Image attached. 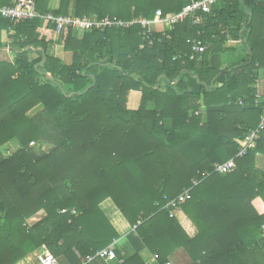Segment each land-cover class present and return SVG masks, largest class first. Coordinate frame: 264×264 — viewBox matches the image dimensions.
Listing matches in <instances>:
<instances>
[{
	"label": "trees",
	"instance_id": "obj_1",
	"mask_svg": "<svg viewBox=\"0 0 264 264\" xmlns=\"http://www.w3.org/2000/svg\"><path fill=\"white\" fill-rule=\"evenodd\" d=\"M192 1L59 0L50 9L49 0H37L36 9L151 21L158 10L166 17ZM14 2L0 0V7ZM141 32L134 25L57 35L44 19L0 18V56H7L0 59V149L19 147L0 161V264L41 248L61 264H81L80 257L109 247L120 236L100 207L107 199L131 227L135 250L122 263L115 251L108 264H144L142 250L166 264L180 249L189 264H264L257 164L264 129L232 173H212L214 163L236 155L264 112L263 100L253 106L264 72V0H220L199 25L193 17L173 28L164 23L152 45ZM194 37L208 45L201 62L178 57ZM229 40L240 42L245 58L223 67L221 55L239 52ZM56 47L70 53L69 63ZM130 91L140 93L136 110L127 108ZM44 114L61 137L38 154L29 144L47 135L35 120ZM192 179L199 184L180 207L197 230L189 237L165 206Z\"/></svg>",
	"mask_w": 264,
	"mask_h": 264
},
{
	"label": "built area",
	"instance_id": "obj_2",
	"mask_svg": "<svg viewBox=\"0 0 264 264\" xmlns=\"http://www.w3.org/2000/svg\"><path fill=\"white\" fill-rule=\"evenodd\" d=\"M220 0H197L192 1L185 5L179 13L162 16L160 10L155 12L154 19L148 21L142 17L133 18L131 20H122L117 17H75V16H61L54 15L51 12L40 14L36 9L37 0H15L13 5L0 7V18L9 20L11 22H22L25 20L32 19H44L49 21L55 26L56 34L59 35L64 28H70L77 32H91L93 30L99 32H105L110 29L127 30L134 25H139L142 29L141 36L144 41H148L149 45H152V41L149 40L152 36V32H163V24L168 23L171 28L175 24L185 21L187 18L193 17V24L199 25L203 21V15L210 13L211 7L218 3ZM154 27V29H152ZM164 35V33H162ZM230 43L240 44L238 41H230ZM189 44V53L178 54L179 58H187L189 61L201 62L205 52L207 51L208 45L201 39L194 37L187 40ZM257 93L254 97L253 106L258 107L261 100L264 101L263 94L258 91L259 83L257 81ZM237 105H243L242 100L235 102ZM205 108L202 106L200 111L196 115L204 114ZM264 129V112L260 116L258 125L251 130L243 133L242 139L244 144L239 147L236 155L223 163H214L212 173L219 175L230 174L236 169V160L241 159L246 154L255 148L256 141L258 140L260 133ZM34 142L29 144V147L34 146ZM210 175L209 172H204L202 178H206ZM199 184L197 179L191 180V186L184 188L182 192L173 200L166 204V208L170 211V217H176V212L180 210L182 204L191 199V190ZM66 210H62L61 213H65ZM74 213V210L71 211ZM136 226L133 227L135 229ZM262 232L264 233V224L262 225ZM80 257V256H79ZM156 261L158 256L154 255ZM81 264H91L96 259H102L105 262H111L116 259V252L114 245H110L107 248L96 251L93 255L86 256L84 259L81 258ZM38 264H61L51 253L43 250L37 255ZM168 264V263H166Z\"/></svg>",
	"mask_w": 264,
	"mask_h": 264
},
{
	"label": "crops",
	"instance_id": "obj_3",
	"mask_svg": "<svg viewBox=\"0 0 264 264\" xmlns=\"http://www.w3.org/2000/svg\"><path fill=\"white\" fill-rule=\"evenodd\" d=\"M59 5V0H49V6L50 9H56ZM233 46L238 50L242 51L243 47L238 43V44H233ZM55 55L62 58L66 63L70 62V53L62 51L61 48L56 47L54 48ZM245 58V53H242ZM259 83L258 91L260 90V93L263 94L264 96V72L260 73V77L257 80ZM140 103V93L139 92H134L130 91L128 94V99H127V108L130 110H136L139 106ZM16 143H11L10 146H16ZM4 146L3 148L0 149V161L5 159L9 155H5V150L6 152H10V147ZM18 146V145H17ZM19 148V147H17ZM15 151V150H14ZM257 164L258 168L264 172V156H259L257 158ZM101 209L105 213V216L109 219L111 222L112 226L115 228L117 233L119 234L120 238L113 243L115 247V251L120 253L121 260L119 263H122V261L131 255L134 254L135 250L128 240L127 236L131 232V227L128 225V223L124 220L120 212L117 210V208L114 206L111 200L107 199L104 202L101 203L100 205ZM176 219L178 220V215L181 216L182 220L178 221L180 226L183 228V230L186 232V234L189 237H193L196 235L197 230L194 227V225L191 223V221L179 210L176 213ZM39 215L37 218H34L29 221V224H32L36 221L39 220ZM43 249H38L34 251L32 254H29L19 260L15 264H38L37 260V255L41 253ZM139 256L144 262V264H156V261L154 260V255L150 254L147 250H142L139 252ZM109 262H106L108 264ZM190 259L186 255V253L183 250H177L174 252L168 259V264H189Z\"/></svg>",
	"mask_w": 264,
	"mask_h": 264
},
{
	"label": "rangeland",
	"instance_id": "obj_4",
	"mask_svg": "<svg viewBox=\"0 0 264 264\" xmlns=\"http://www.w3.org/2000/svg\"><path fill=\"white\" fill-rule=\"evenodd\" d=\"M152 29H154V27H152ZM3 57L7 58V56L4 54L0 56V59ZM243 57L244 55L242 54L241 51L226 52L223 55H221V64L223 67L231 66L233 64H237L238 62H240ZM35 120L39 124V127H41L43 130L47 132V135H46L47 138L45 136L44 139L35 141L34 146H32L31 148L38 154H40L41 152H48L54 146L53 138L55 137L56 140L60 139L61 133L59 132V130L57 129V127L55 126V124L52 122V120L49 118L47 114L46 115L44 114L42 116H37V119ZM17 147H18L17 145L10 146L9 147L10 152L9 151L6 152L5 150V155L12 154L14 150L18 149ZM181 220H182L181 216L178 215V221H181Z\"/></svg>",
	"mask_w": 264,
	"mask_h": 264
}]
</instances>
